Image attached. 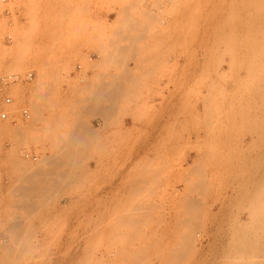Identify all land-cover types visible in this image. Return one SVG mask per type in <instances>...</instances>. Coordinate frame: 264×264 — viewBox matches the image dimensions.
<instances>
[{"label": "rangeland", "instance_id": "374dc122", "mask_svg": "<svg viewBox=\"0 0 264 264\" xmlns=\"http://www.w3.org/2000/svg\"><path fill=\"white\" fill-rule=\"evenodd\" d=\"M9 74L0 264H264V0L0 1Z\"/></svg>", "mask_w": 264, "mask_h": 264}, {"label": "built area", "instance_id": "2783aa9c", "mask_svg": "<svg viewBox=\"0 0 264 264\" xmlns=\"http://www.w3.org/2000/svg\"><path fill=\"white\" fill-rule=\"evenodd\" d=\"M0 1L2 3L6 2V0H0ZM7 39H10V37L7 36ZM32 78H33V73L32 72H28L25 75V81H31ZM18 79L19 78L16 77V75L9 74V75H6L5 77L0 78V84L8 85L10 83L17 82ZM2 103H3L4 106L9 107L13 103V100H12V98L10 96L6 95L2 99ZM9 116H10V112L8 110L4 109V110L0 111V119L1 120H7ZM20 116H21L22 120H28L30 118L29 111L26 108L21 109Z\"/></svg>", "mask_w": 264, "mask_h": 264}, {"label": "crops", "instance_id": "0c3cea01", "mask_svg": "<svg viewBox=\"0 0 264 264\" xmlns=\"http://www.w3.org/2000/svg\"><path fill=\"white\" fill-rule=\"evenodd\" d=\"M127 72V71H126ZM102 108V106H96V107H92V109L93 110H95V111H98V110H100ZM110 118V117H109ZM124 124L126 125V126H128L129 124H130V121L128 120V119H125L124 121ZM100 124V121H98V120H94L93 121V127L94 128H97V126Z\"/></svg>", "mask_w": 264, "mask_h": 264}]
</instances>
